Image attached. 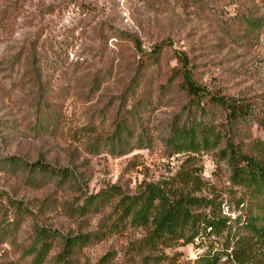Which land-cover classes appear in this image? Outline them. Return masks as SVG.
Returning a JSON list of instances; mask_svg holds the SVG:
<instances>
[{
  "label": "rangeland",
  "instance_id": "obj_1",
  "mask_svg": "<svg viewBox=\"0 0 264 264\" xmlns=\"http://www.w3.org/2000/svg\"><path fill=\"white\" fill-rule=\"evenodd\" d=\"M244 17L264 22V0H0V264H35L41 229L60 235L42 264H58L59 256L68 264H140L145 256L193 264L209 251L217 264H238L222 252V240L144 250L143 230L112 228L117 199L83 209L109 187L133 195L142 182L179 169L184 154L168 156L165 143L189 104L173 73L180 55L212 95L249 103L253 124L238 131L264 139V28ZM142 54L154 58L132 88ZM203 101L219 124L223 110ZM118 121L127 130L111 144ZM217 150L201 153L194 166L224 193L222 215L234 219L245 211L234 212L225 193L230 173ZM36 162L70 176L40 177L24 165ZM86 234L100 240L68 253L65 241ZM256 249L247 264H264V244Z\"/></svg>",
  "mask_w": 264,
  "mask_h": 264
},
{
  "label": "trees",
  "instance_id": "obj_2",
  "mask_svg": "<svg viewBox=\"0 0 264 264\" xmlns=\"http://www.w3.org/2000/svg\"><path fill=\"white\" fill-rule=\"evenodd\" d=\"M244 21L252 28H264L262 19L244 17ZM144 56L141 55L134 70L132 88H137V80L141 79L148 68L147 61L152 57ZM177 62L180 69L173 73L181 78L180 88L189 99V104L185 119L174 122L165 144L169 149L168 156L184 154L179 169L156 182H142L133 195L124 194L116 186L109 187L86 198L83 211L92 210L97 203L104 206L117 199L114 208L119 213L112 228L143 230L142 248L146 251L154 252L158 248L194 244L196 241L199 246L207 243L210 246L222 240V252L228 259L238 264L252 263L257 256L256 248L264 244V215L257 217L252 214L255 207L264 209V139L252 138L238 131L239 126L253 124L249 103H237L212 95L208 88L193 80L184 55H180ZM98 76L103 77L104 73L93 78L96 86L102 83ZM205 98L211 108L223 110L225 116L219 124L214 122V115H206ZM49 106L57 105L52 102L48 103ZM134 112L135 107H132L126 113L133 115ZM261 127L264 130V122ZM126 130L125 123L118 121L111 144L120 142ZM213 150H217L216 156L229 170V190H225V193L233 198L234 212L245 211L234 219L222 215L223 201L220 198L224 193L218 194L216 187L202 178V168L194 166L201 153ZM126 152L119 151L118 155ZM9 161L12 165L18 164L14 158ZM24 165L40 177L65 181L70 176L66 169L52 168L42 162ZM237 193L240 194L239 198L235 196ZM58 238L60 235L49 229H41L37 233L33 243L35 264L45 261ZM94 240H100V237L86 234L68 238L65 243L68 253H72L75 247H83ZM228 250L231 252L227 253ZM58 259V264H68L65 258L59 256ZM218 259V253L209 251L201 254L193 264H217ZM155 260L157 257L145 256L140 264H155Z\"/></svg>",
  "mask_w": 264,
  "mask_h": 264
}]
</instances>
